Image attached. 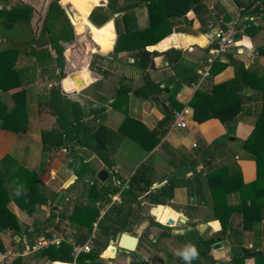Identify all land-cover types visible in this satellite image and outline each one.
I'll return each mask as SVG.
<instances>
[{
    "label": "crops",
    "instance_id": "0c3cea01",
    "mask_svg": "<svg viewBox=\"0 0 264 264\" xmlns=\"http://www.w3.org/2000/svg\"><path fill=\"white\" fill-rule=\"evenodd\" d=\"M74 1L78 4L81 0ZM85 1L91 7L87 17H81L75 23V27L80 26V32L75 33L73 27L75 42L66 45L62 64L58 65L56 59L55 68L52 64L42 67L36 62L35 56L22 55L16 63L18 72L12 75V81L17 85L7 90L0 89V100L6 105V111L20 106L14 120L7 123L9 126L4 124L0 116V169L3 177L7 181V170L13 168V163H18L39 174L41 181V200L28 190L21 192L32 207L30 212L16 202L14 188L7 184L10 193L7 205L15 213L19 228L17 232L12 228H0V244L4 249L17 252L8 262L11 264H78L76 260L53 259L45 252L47 247L30 250V245L38 235L50 230H56L65 239H72L78 244L85 243L94 234V247L90 251L102 245L106 247L94 262L88 260L87 264H172L173 259L182 258L175 252H181L189 245V241L181 238V235L194 229L201 235L210 236L214 231L222 229L213 208L209 175L218 167L225 166L229 173L240 172L244 183L252 182L257 177L256 160L243 144L256 125L261 108V101L257 98L261 92L249 90V93H255V97L246 100L245 113L239 117L233 129H229L218 117L212 116L202 121L195 119L191 100L196 91H210L213 85L234 77L236 69L229 63L230 57L242 61L250 69L264 70V19L262 15H254L249 8L238 11V6L244 7L239 1L244 0H201L208 7L207 12L201 14L202 20L193 10L177 18L171 34L146 47L149 50L145 61L147 74L152 81L160 83L162 88L169 84L174 95L171 101L168 92L162 91L158 95V103H155L151 98L136 92L145 83L142 72L133 64L135 58L142 56L140 50L117 52L115 18L101 25L95 24L91 15L100 0ZM137 1H141V4L119 15L121 30H137L150 24L144 0H117L112 5ZM50 2L0 0V11L18 3L28 4L33 10L30 25L20 23L11 30L1 26L0 38L14 41L30 32L38 36L41 23L35 22V18L45 16ZM81 2L83 4V0ZM43 4L44 8L40 10L39 6ZM97 18L100 19V15ZM234 18H238L241 24L251 25L239 34L235 45L230 46L228 52L217 54L218 34ZM205 19L206 23L203 22ZM85 20L97 29L95 34L100 35L97 40L99 44L95 41L93 45V39L89 41L85 37L86 26L82 25ZM83 39L86 44L80 42ZM172 48L181 50V58L178 60L184 62L171 63L168 51ZM48 49L56 57V51L51 46ZM154 50L159 51V54L166 53L169 65L150 68L153 57L151 52ZM225 62L228 64L222 66L221 63ZM61 67L68 72L61 81L62 86L67 77L74 84L70 75L75 71L80 73L84 81L80 89H63L69 92L66 96L79 101L84 111L89 113L84 121L103 134L111 169L93 149L77 142L54 150L49 153L50 158L44 154L41 132L54 125L55 119L48 101L54 92V85H58L60 77L57 74L61 76ZM188 70H195L198 74L196 82L182 81ZM126 90L127 93L120 94ZM167 106L174 107L175 111L180 110L181 117L170 122L163 136L153 135L152 131L158 128V122L164 117ZM180 119L185 121V126L177 124ZM217 139H221V142L214 145ZM5 158L6 165L3 162ZM44 160L47 161L46 166L42 164ZM102 167H107L112 173L107 183L96 180V172ZM172 178L175 179V186L170 199L166 182ZM132 180L138 184L140 199L131 195L125 198L122 196ZM106 189L112 192L99 197ZM64 191L67 194L63 200ZM125 200L134 205L138 200L141 214L129 213L128 219L121 216L120 226L126 224L128 228L107 234L105 227L111 221L104 219V215L110 212L113 205L123 206V213H126ZM240 200L239 191L229 193L230 204L239 203ZM84 206L99 211L91 227L86 224L89 214H85ZM53 211L56 216L52 223L44 231L36 233L33 222H47ZM169 218L175 220V226L170 227L175 233L162 236L164 227L157 223L164 225ZM230 219L241 232L233 235L232 241L228 225L225 236L215 241H221L222 247H212L210 252L217 262L204 260L202 264L228 263L233 253L239 252L241 247L250 248L254 243L259 248L264 247V220L261 228L242 230V217L239 213L230 216L228 223ZM124 231L140 236L138 248L132 253H126L120 248L113 250L112 241L118 233ZM28 233H32L33 238H29ZM164 238L167 239L166 245ZM180 264L188 262L182 261ZM245 264H254V259H248Z\"/></svg>",
    "mask_w": 264,
    "mask_h": 264
},
{
    "label": "trees",
    "instance_id": "16d2710c",
    "mask_svg": "<svg viewBox=\"0 0 264 264\" xmlns=\"http://www.w3.org/2000/svg\"><path fill=\"white\" fill-rule=\"evenodd\" d=\"M66 1V0H65ZM72 2L74 7L71 8L73 13V23H76L80 16L87 15L91 6L83 7L78 5L74 0ZM148 7V15L150 24L147 27L137 30L123 31L120 28L119 15L123 12H129L136 6L141 4V1L135 3L124 4L115 6L113 2L117 0H109L106 6H97L91 15L92 21L101 25L111 18H115L118 32V39L115 45L117 52L124 50H140L142 56L135 58L133 64L142 72L145 83L141 85L137 90V94L143 95L147 98H151L155 103L158 100V95L162 91L168 92V97L173 101V94L169 89V84L162 88L160 83L154 82L150 79L145 68V61L147 59L146 49L148 45H153L171 34L174 31V25L177 18L186 16V14L193 10L198 18L202 20V13H206L208 7L204 6L201 0H144ZM261 0H244L239 1L240 5L244 8L251 9L254 15L261 16L264 19V8L260 4ZM32 7L28 4L18 3L11 6L9 9L0 11V27L5 30L13 29L17 24L30 25L32 19ZM100 13V14H97ZM100 15V19L97 18ZM206 23V19L203 20ZM44 34L49 37V44L52 49L56 51V57L51 53V49L42 47L44 44L37 48L33 47L39 38ZM75 39L73 27L70 23L69 17L62 6L60 0H51L49 3L47 12L42 21V27L39 35L36 36L32 32L23 35L22 38L14 40L16 42L31 43L29 50H8L0 52V89H11L17 84L12 81V75L17 71L16 63L22 55L35 56L36 62L44 67L56 62L59 59L62 62L63 59V47L60 42L72 41ZM153 56L158 55L160 52L154 50L151 52ZM170 55L171 63L184 62L179 61L181 58V50L172 48L168 51ZM174 53V56H173ZM235 66V75L228 81H222L213 85L210 91L198 90L194 94L191 105L194 108L195 119L202 121L209 117H218L229 129H233L235 123L239 117L245 113L244 104L247 99H254L255 93H249V90H257L261 93L258 96V100L261 101V108L258 112V118L254 129L249 137L244 141V148L250 154L252 158L256 160L257 164V177L255 180L249 183H244L240 172H228L225 166H220L209 175L210 187L213 196V208L218 219L221 221L222 229L214 231L210 236L205 234H199L197 230H192L181 238H185L189 241V245L196 248L198 256L190 261V264H202L204 260H211V262H217L212 258L211 250L213 244L218 237H224L225 231L229 225L230 239L233 241V235L241 232L234 227L233 220L228 218L234 213H239L242 217L241 227L245 229H256L262 227V221L264 220V70L256 71L250 69L237 59L230 57V62ZM228 63H221L222 66ZM155 64L153 59L150 62V68H154ZM198 74L188 70L184 77L183 82L192 83L196 82ZM63 87L67 90H73L74 84L70 78L67 77L63 81ZM52 93L48 103L54 115V125L49 128H45L41 132L42 147L44 154L52 153L61 147L68 146L72 142H77L81 145H85L93 149L108 165L111 169V161L108 154L105 152L106 143L103 134L99 130L93 129L88 122L84 121V117L89 113L84 111V107L79 101L73 100L66 95L60 93L59 88L53 87ZM56 90V91H55ZM120 92V94L127 93ZM158 103V102H157ZM181 108V106H178ZM6 105L0 100V116L3 118L4 124L7 125L10 121H13L20 106L12 111H6ZM175 109L174 107H166L164 117L158 122V128L152 131L153 135L159 134L163 136L167 130L170 122L174 119ZM158 141V139H156ZM155 141V142H156ZM221 139H217L213 144H218ZM77 159V157H75ZM7 158L3 160L6 165ZM14 162V161H13ZM43 166L47 165V161H43ZM13 168L7 170V181L4 179L2 171L0 169V228H12L16 232L18 231V219L15 213L8 207L10 200V193L8 186L14 188V198L20 205L26 207L27 211H31V205L24 199L21 192L28 190L34 193L41 200V181L40 176L35 171L23 168L18 163H13ZM97 180V178H96ZM168 187V198L173 197L175 179L172 178L166 182ZM138 184L135 180L128 185L123 192V197L131 195L136 199H140L141 194L138 190ZM107 187V186H105ZM113 191H116L114 189ZM233 191H239L240 202L230 204L228 202V195ZM111 189H106L101 196H106ZM126 201V213H123L124 207L113 205L108 214L104 215V219H109L111 224L105 227L107 234H115L120 231L121 228H128L126 224L120 226L121 216H125L128 219L129 213H140V203L137 200L136 205ZM60 204V203H59ZM57 207V205H56ZM54 207V208H56ZM85 214L88 215L86 220L87 226L91 227L93 221L96 220L99 215V211L96 208L84 206ZM136 208V209H135ZM136 210V211H134ZM56 213L53 211L47 222H41L35 220L33 222L34 231L39 233L47 228L49 223L55 218ZM144 217V216H143ZM150 218V217H149ZM159 220L160 217L157 216ZM152 223H155L152 221ZM164 227L163 224L157 223ZM211 227V226H210ZM212 228V227H211ZM170 227L163 230L162 236H170ZM32 233H28L29 238L32 237ZM83 241V240H81ZM102 245L101 248L89 252H80L76 257L72 253L73 245L68 241H63L62 244L57 247L50 245L45 248V252L50 254L53 259H61L64 261L76 260L78 264H87L90 260L91 263L98 258L101 250L105 248ZM0 249L2 248L0 244ZM106 255V252H105ZM254 259V264H264V247L259 248L255 243L252 247H241L239 252L233 253L231 260L225 264H245L248 259ZM181 262L185 260L179 259ZM11 264V263H6ZM143 264V263H140Z\"/></svg>",
    "mask_w": 264,
    "mask_h": 264
},
{
    "label": "water",
    "instance_id": "95a60500",
    "mask_svg": "<svg viewBox=\"0 0 264 264\" xmlns=\"http://www.w3.org/2000/svg\"><path fill=\"white\" fill-rule=\"evenodd\" d=\"M61 3H62V6L65 9V11L69 17V20H70L72 27H75L74 23H73V18H72L73 13H72L71 8L72 7L74 9H76V8L72 4V2L69 0L61 1ZM107 4H108V2H106L105 0H100L99 4H97V5L98 6H106ZM260 4L262 6H264V0H261ZM89 20H91V19H89ZM185 36H187V35L185 34ZM74 42H75V39L72 41L60 42L62 47H63V61H64V52L66 49V45H72ZM30 46H31V43H27V42H21L20 43V42L11 41V40L6 39V38H0V52H4V51H8V50H20V51H22V50H27ZM152 59H153V62H154L156 67H163V66L169 65V59H168V55L166 53H161L159 55H155L152 57ZM57 63H58V65L62 64V62H60L59 59H57ZM61 70H62V71H60L61 76L57 80L58 85L60 86L59 91L61 94L67 95L69 92H67L63 89L61 81L67 75L68 72L63 71L64 69L62 67H61ZM70 77L73 80L74 85L77 89H80L84 86V81H83L82 77L80 76L79 72L75 71V72L71 73ZM73 92H76V91H73ZM111 176H112V173L108 170L107 167H102L101 169H99L96 172L97 179L102 183H107L108 180L111 178ZM66 194H67L66 191H64L63 200L66 198ZM181 220L183 222L185 221L184 218H181ZM164 225H166L167 227H174L175 226V220L173 218H169V220L166 223H164ZM139 242H140V236L124 231V232L118 233L115 240H113L111 244L114 247V249H113L114 251L117 248H120V249L126 251V253H132L135 250H137ZM220 247H222L221 241H218V242L213 244L214 249H218ZM151 264H159V263L151 262Z\"/></svg>",
    "mask_w": 264,
    "mask_h": 264
},
{
    "label": "built area",
    "instance_id": "2783aa9c",
    "mask_svg": "<svg viewBox=\"0 0 264 264\" xmlns=\"http://www.w3.org/2000/svg\"><path fill=\"white\" fill-rule=\"evenodd\" d=\"M238 1V0H234ZM244 7L238 6V11H242ZM256 23V21H254ZM262 22H260L261 24ZM264 26V21H263ZM251 25V23H243L241 24L238 18L231 19L227 22V27H224L220 30L218 34V42H217V54H224L228 52L229 47L235 45L236 40L239 34L245 32V30ZM208 70V69H207ZM202 74L203 71H200ZM174 118L179 119L181 117L182 112L180 110L175 111ZM179 126H185V121L180 119L177 121ZM95 235L93 234L85 243L78 244L72 239H65L58 231L50 230L46 233H42L36 237L33 243L30 245V250H38L50 245H55L59 247L63 241H68L73 245L72 253L76 257L82 251H90L94 247ZM14 254H17L13 249H0V264H6L13 258Z\"/></svg>",
    "mask_w": 264,
    "mask_h": 264
},
{
    "label": "rangeland",
    "instance_id": "374dc122",
    "mask_svg": "<svg viewBox=\"0 0 264 264\" xmlns=\"http://www.w3.org/2000/svg\"><path fill=\"white\" fill-rule=\"evenodd\" d=\"M82 1V0H81ZM94 1V0H93ZM87 3L88 2H86L85 0H83V7H88V5H89V3H88V5H87ZM95 2H93L91 5H93ZM78 5H80L79 3H78ZM40 8V10H42L43 8H44V4L43 5H41V6H39ZM3 10H5V9H3ZM32 14H33V11H32ZM85 17H87V16H84L83 18H85ZM43 19H44V16L41 18V17H37L36 16V18H35V22H38L39 21V24L41 25L40 27H42V21H43ZM32 20V19H31ZM84 23H82V25H85L86 27H85V34H87L85 37L87 38V40H91L90 38H92L93 39V41L91 40V42L93 43V45H94V42L95 41H97L99 38H100V35L99 36H97L95 33H96V31H97V29L87 20H85V21H83ZM76 31H77V34H79V32H80V26L78 25V26H76L75 27V33H76ZM80 42H82V43H84V44H86V41L83 39V40H81ZM100 43V41H97V44H99ZM42 44H44V46H42V47H47V48H49L50 46H51V44H49V37H48V35H43L40 39H38L35 43H33V47L34 48H37V47H39L40 45H42ZM88 46V45H87ZM30 49V47L27 49V50H29ZM62 62H63V59H62ZM52 65H53V68H55V63L54 62H52ZM57 76L58 77H60V74H57ZM57 77V78H58ZM57 87V88H59L60 89V86L59 85H54V87ZM164 206H165V202H164ZM167 222V221H166ZM180 222L178 221V224H179ZM183 223H181L180 225H182ZM167 228V227H166ZM166 228L164 229V231H166ZM171 229V228H170ZM163 231V230H162ZM172 233H171V235H174V231H173V229L172 230H170ZM159 233V232H158ZM166 241H167V239L166 238H164V245H166ZM176 254L177 253H179V250H177L176 252H175ZM177 262V263H176ZM181 263V261L179 260V259H177V258H175V259H173V261H172V264H180Z\"/></svg>",
    "mask_w": 264,
    "mask_h": 264
},
{
    "label": "clouds",
    "instance_id": "9594fccd",
    "mask_svg": "<svg viewBox=\"0 0 264 264\" xmlns=\"http://www.w3.org/2000/svg\"><path fill=\"white\" fill-rule=\"evenodd\" d=\"M188 264L192 259L198 256L197 250L194 246L188 245L183 251L178 253Z\"/></svg>",
    "mask_w": 264,
    "mask_h": 264
},
{
    "label": "flooded vegetation",
    "instance_id": "af4514ba",
    "mask_svg": "<svg viewBox=\"0 0 264 264\" xmlns=\"http://www.w3.org/2000/svg\"><path fill=\"white\" fill-rule=\"evenodd\" d=\"M79 4H80V6H81V5H82V2L80 1ZM84 16H86V15H82V16H80L79 18L84 17ZM74 26H75V23H74ZM166 227H167V226L164 225V229H165Z\"/></svg>",
    "mask_w": 264,
    "mask_h": 264
}]
</instances>
